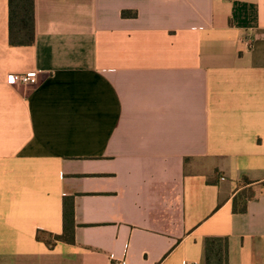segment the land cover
<instances>
[{
    "label": "crops",
    "instance_id": "crops-1",
    "mask_svg": "<svg viewBox=\"0 0 264 264\" xmlns=\"http://www.w3.org/2000/svg\"><path fill=\"white\" fill-rule=\"evenodd\" d=\"M35 1L13 46L0 0V264H264V0Z\"/></svg>",
    "mask_w": 264,
    "mask_h": 264
},
{
    "label": "trees",
    "instance_id": "trees-1",
    "mask_svg": "<svg viewBox=\"0 0 264 264\" xmlns=\"http://www.w3.org/2000/svg\"><path fill=\"white\" fill-rule=\"evenodd\" d=\"M130 14L124 12L123 16ZM135 17L136 14L134 13ZM10 44L13 46H30L36 38V1L35 0H9ZM74 202L65 200L64 224L65 232L62 236L44 234L39 232L38 239L44 241L50 248L58 242L74 243ZM207 264H226L227 241L211 238L206 244Z\"/></svg>",
    "mask_w": 264,
    "mask_h": 264
},
{
    "label": "built area",
    "instance_id": "built-area-1",
    "mask_svg": "<svg viewBox=\"0 0 264 264\" xmlns=\"http://www.w3.org/2000/svg\"><path fill=\"white\" fill-rule=\"evenodd\" d=\"M39 82L40 77L37 72L11 74L8 79V84L10 86L35 87L39 84ZM121 264L127 263L122 262Z\"/></svg>",
    "mask_w": 264,
    "mask_h": 264
}]
</instances>
